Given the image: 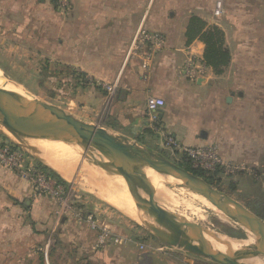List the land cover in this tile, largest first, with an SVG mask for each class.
Segmentation results:
<instances>
[{"label": "crops", "instance_id": "crops-1", "mask_svg": "<svg viewBox=\"0 0 264 264\" xmlns=\"http://www.w3.org/2000/svg\"><path fill=\"white\" fill-rule=\"evenodd\" d=\"M68 3V9L59 10L51 0H28L22 21L0 19L1 44L12 53L21 45L30 57L25 66H34L29 71L58 73L62 90L53 104L86 123L113 120L130 126L133 134H162L173 126V135L186 147L206 144L208 132L192 106L196 94L190 83L208 85L221 74L208 66L190 79L182 75V67L190 55L204 59L205 43L199 37L190 41L188 29L194 16L211 24L215 0ZM155 35L161 37V47L153 44ZM0 67L11 71L2 63ZM69 86L74 94L67 96ZM152 95L167 102L157 113V123L149 119L147 109ZM122 127L118 133L130 139ZM80 204L58 210L55 199L37 194L16 170L0 164V264H137L135 245L102 242L99 231L85 220L92 213Z\"/></svg>", "mask_w": 264, "mask_h": 264}, {"label": "rangeland", "instance_id": "rangeland-1", "mask_svg": "<svg viewBox=\"0 0 264 264\" xmlns=\"http://www.w3.org/2000/svg\"><path fill=\"white\" fill-rule=\"evenodd\" d=\"M51 2L59 10L69 8L68 0H58V3L51 0ZM27 5L28 0H0V19L16 23L22 21V13ZM2 20L0 21L3 22ZM208 25L218 26L224 31L225 44L231 53V61L225 71L221 75L214 76L208 85L190 83V89L196 94L192 106L199 110L197 111L200 123L205 126L202 128L208 132L209 137L206 144L186 147L178 136L173 135V126H170L166 131H161L162 134L157 131L156 134L154 132L144 133V131L133 134L130 126L122 127L114 123L113 120H104V125L101 123L100 125L114 133L122 132L120 128H124V131L129 132L131 140L137 141L148 147L153 153L163 155L193 171L264 218V1L227 0L222 15L213 17L211 24ZM1 31L0 52L7 53L9 50L1 44L3 29ZM159 47H161V43ZM25 53L24 48L20 45V48L14 50L13 53L9 51L8 54L0 55V64L10 67L11 71H6V74H9L10 78L13 77V81L30 94L47 102L55 103L58 90H62V87H59L61 80L57 76L58 73L45 71L44 68L38 71H29L28 68L34 66H25L30 59ZM48 60L50 59L48 58ZM200 60V66L204 67L205 72L208 66L204 59L200 58ZM36 61L39 62V56ZM71 75L74 76L72 72ZM182 75L186 76L183 67ZM64 92L70 96L69 93L74 94V89L69 86ZM158 97L164 99V107H166V99L162 96ZM228 97H231V103H227ZM108 108L109 106H106L105 109ZM149 119L153 123L159 121L158 116L156 119H152L149 115ZM0 135L4 139L12 141L16 139L1 126ZM40 142L53 144H62V142L38 138L27 141V144L34 149L37 148L36 150L46 157L48 155L57 156L54 158L55 163L59 162L69 167L72 175L76 176V181L67 180L53 167L45 166L54 171L65 182L64 184L63 182L60 183L67 189L66 193L71 207L76 208L81 203L85 212L88 211L94 215L100 227L93 230L99 231L101 235V230L107 228L111 232V237L108 236L106 241L114 243L113 245H119L123 248L130 244L135 245L137 264H219L186 248L171 245L165 238L141 226L136 216L127 209L125 204H131L130 192L128 191L125 196L121 195V190L116 191L117 189H115L117 186L125 185L121 179L110 177L101 169L87 162L83 163L81 158L70 162L66 157L68 160L66 161L64 160L66 158L58 157V152L50 144L43 145ZM48 146L50 148L45 150V147ZM187 148H211L217 161L215 167L206 169L197 165L196 162H193L194 158L185 150ZM27 155L31 162H39L34 157L33 152L29 151ZM47 159L51 160L52 158L47 157ZM41 164L43 165V163ZM174 184L170 183L168 187L173 194L178 195L177 200H180L175 207L169 203L167 206H171L173 210L210 230L221 227L215 222L218 218L209 205L207 206L192 196V194H197L196 192L182 184H180L181 186L177 185L178 183ZM96 191H100L102 195L106 194L108 199L104 196H98ZM142 191L144 196L153 197V200L152 197L150 199L145 198V202L156 203L155 190L143 187ZM49 197L53 198L52 196ZM110 200L123 202L124 205L116 206ZM205 200L207 199L205 198ZM160 201L164 202L158 197L157 203ZM57 203L58 210H60L61 204L58 201ZM208 203L210 202L208 201ZM187 205L193 209L190 211ZM151 216L158 226L168 233H172L171 225L173 224L171 222L170 229L167 224L168 220H160L152 213ZM180 229L184 233L185 229L182 227ZM221 230L227 234V237L235 238L241 235L242 239H248L242 229L222 228ZM223 251L227 252L226 248Z\"/></svg>", "mask_w": 264, "mask_h": 264}, {"label": "water", "instance_id": "water-1", "mask_svg": "<svg viewBox=\"0 0 264 264\" xmlns=\"http://www.w3.org/2000/svg\"><path fill=\"white\" fill-rule=\"evenodd\" d=\"M13 78V77H12ZM230 97L228 101H230ZM0 126L9 131L16 139L10 140L26 153L33 152L34 157L44 166L53 167L39 158V152L27 144L31 139L58 141L68 145L81 158L101 169L108 176L121 179L131 195L132 209L139 201L138 189L130 176L136 172L152 170L167 180H177L197 194L205 197L228 218L244 226L264 241V218L242 202L216 188L212 183L177 162L153 153L148 147L131 140L120 133H114L98 123H86L68 115L57 105L36 96L28 97L24 105L11 108L6 102L3 89L0 88ZM174 183V182H173ZM145 209L161 220H168L176 226V233L170 234L156 223L141 220L138 223L165 238L171 245L211 259L219 264H234L236 258H247L243 252H228L225 255L215 252L216 233L183 215L170 212L163 205L142 202ZM185 226L184 233L200 242L186 243L181 239L182 231L177 227ZM233 237V236H231ZM235 237V236H234ZM241 239L239 235L235 237ZM250 264V263H249Z\"/></svg>", "mask_w": 264, "mask_h": 264}, {"label": "bare ground", "instance_id": "bare-ground-1", "mask_svg": "<svg viewBox=\"0 0 264 264\" xmlns=\"http://www.w3.org/2000/svg\"><path fill=\"white\" fill-rule=\"evenodd\" d=\"M8 75L9 74H6V72L0 67V88L3 89L5 92L6 102H7L8 106L11 108H16V107H19L21 105H24L26 99L28 97H31L32 94H30L26 89H24L23 87L18 85L17 82H14L13 81L14 79L10 78ZM40 144H43V145L50 144V146L54 147L55 150L58 152L57 153L58 157L59 156L64 157V158L67 157L70 162L77 161L80 158L79 155L72 148H70L68 145H66L64 143L53 144L51 142H40ZM50 146L45 147V150H46V148H50ZM52 151L53 150H51V152ZM44 154H45V152H44ZM55 155H56V153H55ZM53 156H54V153H53ZM47 157L52 158V159L48 160ZM47 157L41 153L39 154L40 159H42L43 161L49 162L51 165H53L57 169L59 174H61L65 179L76 181V176L72 175V172L70 171L69 167H67L66 165H62L59 162L55 163L54 158H57V156L52 157V155L51 156L48 155ZM67 158L64 160L68 161ZM130 179L134 182L136 187L138 186L137 189L139 190L138 191L139 201H138V204H137L135 210L132 209V204H133L132 200H131V204H129V203H125V204H126L127 209L130 210V212H132L136 216V218L138 217L141 220H149V221L154 222L152 219L150 211L145 209L142 205V202L146 201L145 198L150 199L152 197V196H149V197L144 196L143 191H142L143 187H148L150 190L156 191V195H155V200H156L155 202L156 203H157L158 197L163 199L164 202L160 201L161 204L159 202V203H157V205H163L169 211H172L173 213H175L177 215H183V214L178 213L177 211H175L171 208L172 205L174 207L176 204L178 205V200H180V199L177 200L178 195H176L174 193L176 195L175 196L173 194L172 190L169 189L168 184L173 183V182L175 183L177 180H175V179H173L171 181L167 180L152 170L136 172L130 176ZM177 185L181 186L180 184H177ZM125 188H127L126 185H120V186H117V188L115 187V189H117L116 191L121 190L120 191L121 195L128 194V189H125ZM96 193L98 194V196H104L105 198L108 199L106 194L102 195V193H100V191H96ZM183 194H184V192H183ZM187 195H189V194H187ZM192 196L196 200L204 202L207 206L209 205V207L215 212V215L218 218L215 220V222H217L219 224V226H221V227L216 228L215 230L211 229V231L216 233V235H217V242L215 243V252L216 253H220L222 255H225L228 252H235V251L243 252L244 254L247 255V258L244 259L242 257H238V258H236L234 264H249V263L250 264H264V241L260 237H258L254 233H251L250 231H248L244 226H242L238 222L228 218L222 211H220L217 207H215L211 203L215 208L218 209V210H216L210 203H208L207 200H205V198L202 195L192 194ZM129 197L131 198V196H129ZM122 198H123V196H122ZM152 200H153V197H152ZM110 201L113 204H115L116 206H121V204L124 205L123 202H118L116 200H114V201L110 200ZM182 202H183V200H182ZM168 203L171 206H167ZM189 206L190 205H187V207H189ZM190 207H189V209L191 211V209H193V208H190ZM178 208H177V210H178ZM121 209H122V207H121ZM123 210H126V209H123ZM190 220L194 221L193 219H190ZM167 222H168L167 224L170 227V229L172 226L173 230L171 229V231H172L171 234L176 233V226L171 225L170 221H167ZM158 223H160V222H158ZM180 228L181 227H177V229L182 231V229H180ZM182 228L185 229V226H183ZM222 228H228V229H233V230L242 229L245 232V234L247 235L248 239H242V238L238 239V238L227 237V234L221 230ZM181 237H182L181 239H183L182 241H184L186 243L190 242V243H196L198 245L200 244V242L192 239L187 234H183ZM223 247L226 248L227 252L223 251L224 250Z\"/></svg>", "mask_w": 264, "mask_h": 264}, {"label": "built area", "instance_id": "built-area-1", "mask_svg": "<svg viewBox=\"0 0 264 264\" xmlns=\"http://www.w3.org/2000/svg\"><path fill=\"white\" fill-rule=\"evenodd\" d=\"M224 7L225 0H215V7L213 10L214 15H222ZM152 39L153 44L157 47L162 40L158 35L153 36ZM200 61V58L190 55V57H188L183 63V70L188 78L194 79L204 73V67L200 66ZM104 86L108 90H113V87L109 84H105ZM164 104L165 101L161 97L153 95L148 97L147 109L152 119L157 118V113L164 107ZM185 150L192 158H194L193 162H196L197 165H201L206 169H212L215 167L217 161L211 148H187ZM0 164L16 170L22 178L29 181L37 194H48L55 198L61 204V209L64 212L67 210H73L68 201L69 198L66 193V187L55 177L49 175L37 163H34L33 161L31 162L27 153L23 149L5 139H0ZM85 220L92 229H98L100 227L93 214H88ZM101 231L100 238L102 242L106 241L108 236L111 237V232L107 228H103Z\"/></svg>", "mask_w": 264, "mask_h": 264}, {"label": "trees", "instance_id": "trees-1", "mask_svg": "<svg viewBox=\"0 0 264 264\" xmlns=\"http://www.w3.org/2000/svg\"><path fill=\"white\" fill-rule=\"evenodd\" d=\"M188 36L190 41L195 37H199L205 43V64L212 67L215 73H223L231 61V53L225 44L224 31L218 26H209L201 18L194 16L191 19ZM36 163L59 182L65 183L54 171L39 162Z\"/></svg>", "mask_w": 264, "mask_h": 264}]
</instances>
